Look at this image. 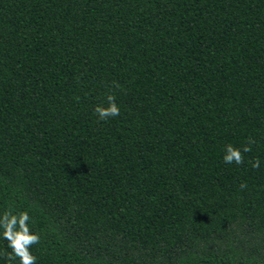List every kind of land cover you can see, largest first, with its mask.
Instances as JSON below:
<instances>
[{
	"label": "trees",
	"instance_id": "16d2710c",
	"mask_svg": "<svg viewBox=\"0 0 264 264\" xmlns=\"http://www.w3.org/2000/svg\"><path fill=\"white\" fill-rule=\"evenodd\" d=\"M8 209L37 264H264V0H0Z\"/></svg>",
	"mask_w": 264,
	"mask_h": 264
},
{
	"label": "clouds",
	"instance_id": "9594fccd",
	"mask_svg": "<svg viewBox=\"0 0 264 264\" xmlns=\"http://www.w3.org/2000/svg\"><path fill=\"white\" fill-rule=\"evenodd\" d=\"M114 86L119 88V84L114 82ZM116 97L113 93H106V104H97L94 107V112L99 120H107L120 115V109L117 105ZM256 141L249 139L246 145L242 148H236L232 144L225 147L223 161L226 164L242 165L244 164L243 153H248L252 150L251 145ZM253 168L260 167V160L257 158L250 161ZM247 187L246 183H241L240 188ZM31 217L27 211L13 212L11 209L0 214V239L5 240L6 250L0 252V258L6 261V264H12L16 261L17 264H37V257L32 254L31 248L33 245L40 243L39 234H34L29 223Z\"/></svg>",
	"mask_w": 264,
	"mask_h": 264
}]
</instances>
